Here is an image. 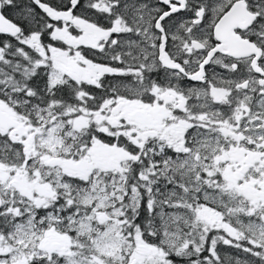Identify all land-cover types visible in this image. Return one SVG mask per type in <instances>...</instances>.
Masks as SVG:
<instances>
[{
	"label": "snow or ice",
	"instance_id": "snow-or-ice-1",
	"mask_svg": "<svg viewBox=\"0 0 264 264\" xmlns=\"http://www.w3.org/2000/svg\"><path fill=\"white\" fill-rule=\"evenodd\" d=\"M0 264H264V0H0Z\"/></svg>",
	"mask_w": 264,
	"mask_h": 264
}]
</instances>
